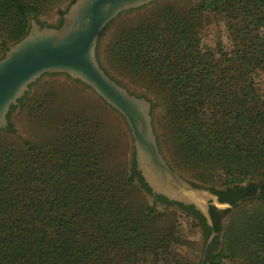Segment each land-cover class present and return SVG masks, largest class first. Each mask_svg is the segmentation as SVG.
Segmentation results:
<instances>
[{
  "label": "trees",
  "instance_id": "trees-1",
  "mask_svg": "<svg viewBox=\"0 0 264 264\" xmlns=\"http://www.w3.org/2000/svg\"><path fill=\"white\" fill-rule=\"evenodd\" d=\"M44 7V0H0V55L9 42L25 36L31 18ZM263 7L264 0L198 2L197 10L222 8L231 17L228 22L239 19L233 50L218 64L189 40L181 19L141 26L120 48L114 42L115 55L129 71L154 67L166 75L179 113L192 118L191 139L222 158L224 184L252 176L257 165H263L258 183L264 182V94L250 76L264 56ZM235 67L240 72L231 84ZM5 130L12 131L10 121ZM5 137L0 134V142ZM26 144L21 153L10 147L0 153V264H121L126 248L146 250V257L137 255L130 264L151 256L157 264H170V239L153 227L158 210L148 204L134 214L125 200L135 174L136 187L150 191L135 168V153L129 173L111 175L99 164L100 138L80 120L63 124L57 140ZM251 159H256L253 167ZM253 202L260 208L249 217L241 247L246 264H264V196ZM180 207L204 226L207 238L211 228L204 216L192 205ZM217 245V239L208 245L198 264H230Z\"/></svg>",
  "mask_w": 264,
  "mask_h": 264
},
{
  "label": "rangeland",
  "instance_id": "rangeland-1",
  "mask_svg": "<svg viewBox=\"0 0 264 264\" xmlns=\"http://www.w3.org/2000/svg\"><path fill=\"white\" fill-rule=\"evenodd\" d=\"M72 1L44 0L42 13L32 18L57 22L60 12ZM199 1L201 0H155L121 12L102 32L97 55L101 65L112 77L151 101L158 144L174 170L194 184L207 188L259 182L258 171L263 165H257L253 175L246 176L242 181L224 184L222 158L197 147L191 139L192 118L188 119V116L179 113V102L165 81L166 75L163 76L154 67L131 72L120 64V59L114 53V42H118L117 48H120L126 38L137 34L139 27L159 23L163 18L169 21L181 19L180 26L189 40L201 52H206L211 62L220 63L223 55H230L233 50L234 32L240 29L239 19L228 22L231 17L222 8L197 10ZM260 12L264 16V7ZM12 44L13 42H9L8 47ZM2 56L3 54L0 55ZM224 63L230 66L233 60ZM216 71H222V68L216 67ZM223 72L228 75L226 70ZM230 72L233 74L230 81L233 84L238 79L240 70L235 67ZM250 76L258 91L264 94V56L259 67ZM25 94L27 96L23 104L17 105L9 116L12 131L0 129V134H7L0 142V153L3 148L8 147L21 153L28 147L26 142L42 146L46 141L57 140L63 124L80 120L82 126L94 131L100 138V166L111 175L114 173L120 177L131 171L134 150L130 129L121 114L89 86L62 72H46L30 84ZM255 160L251 159L252 167L255 166ZM137 185L138 179L134 178L133 185L128 186L125 191L128 209L131 213L138 214L150 204L158 210L155 212L157 217L153 221V227L159 234L170 239L166 244L170 264H198L206 246V237L198 220L177 205L155 204L153 198ZM253 201L257 199L248 200L229 211L219 230L216 250L222 252V258L230 264H246L241 247L246 225L251 214L260 208V203ZM145 251L141 249L136 253L135 248H126L121 255V264L132 263L137 255L146 257ZM156 259L151 256L148 261L137 264H157Z\"/></svg>",
  "mask_w": 264,
  "mask_h": 264
},
{
  "label": "water",
  "instance_id": "water-1",
  "mask_svg": "<svg viewBox=\"0 0 264 264\" xmlns=\"http://www.w3.org/2000/svg\"><path fill=\"white\" fill-rule=\"evenodd\" d=\"M152 1L73 0L58 26H43L32 18L25 36L0 57V129L7 127L11 106L18 105L31 83L46 72L65 73L93 89L124 118L133 138L136 168L151 191L193 205L211 225V204L235 210L248 200L221 202L210 188L198 186L174 170L160 150L151 101L112 77L97 55L99 34L110 21Z\"/></svg>",
  "mask_w": 264,
  "mask_h": 264
},
{
  "label": "flooded vegetation",
  "instance_id": "flooded-vegetation-1",
  "mask_svg": "<svg viewBox=\"0 0 264 264\" xmlns=\"http://www.w3.org/2000/svg\"><path fill=\"white\" fill-rule=\"evenodd\" d=\"M67 8H68V6L66 7V9L64 11L60 12L59 19L55 24H48L47 21H42L40 19H38V21L43 26L44 25H56V26H58V25L62 24L63 15L67 11ZM106 26L101 30V32L99 34V39L101 37L102 32L106 28ZM132 161H133V158H132ZM135 164H136V161H135ZM131 166H132V164H131ZM135 178L138 179V175L135 174ZM250 183H255V184L257 183V187L254 188ZM250 183H245V184L233 183V184L222 186L221 188H210V189L213 193H215L218 196V199L221 202H229L231 204L237 203L240 199L241 200L242 199L243 200H253V199H258V198L264 196V188H263L264 182L263 181L260 182V184L258 182H250ZM145 191L153 198V201L155 202V204H161L164 206L177 205L179 208H182V207H180L182 205L183 206H191V205H184L180 202L172 201V200L166 198L165 196H163L161 194L153 193L151 191V189H150V191L145 189ZM231 210H232L231 208L220 209L217 206H215L214 204H211L209 206V213L211 216L212 224L210 225L207 222L206 218L204 217L206 225L210 226V228H211V230L208 233V236L206 238L205 248H207L208 245H211V243H213L216 239L218 240V234H219L220 229L218 230L217 227L220 226L219 228H221V225L224 222L225 217L227 216L228 212ZM200 227L203 231L204 237H206V230H205L204 226L200 225ZM212 248L214 249L215 246Z\"/></svg>",
  "mask_w": 264,
  "mask_h": 264
}]
</instances>
